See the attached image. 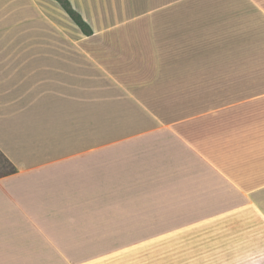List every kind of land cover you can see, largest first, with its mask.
I'll list each match as a JSON object with an SVG mask.
<instances>
[{"label":"crops","instance_id":"1","mask_svg":"<svg viewBox=\"0 0 264 264\" xmlns=\"http://www.w3.org/2000/svg\"><path fill=\"white\" fill-rule=\"evenodd\" d=\"M69 1L0 0V264H264V0Z\"/></svg>","mask_w":264,"mask_h":264},{"label":"trees","instance_id":"2","mask_svg":"<svg viewBox=\"0 0 264 264\" xmlns=\"http://www.w3.org/2000/svg\"><path fill=\"white\" fill-rule=\"evenodd\" d=\"M66 9V11L70 14V16L76 21V23L83 29L84 32L90 33L92 30L90 26L86 23V21L83 19L82 15L74 9L72 4L69 0H58ZM15 170V167L12 166V169L10 172H13Z\"/></svg>","mask_w":264,"mask_h":264},{"label":"rangeland","instance_id":"3","mask_svg":"<svg viewBox=\"0 0 264 264\" xmlns=\"http://www.w3.org/2000/svg\"><path fill=\"white\" fill-rule=\"evenodd\" d=\"M1 163L2 162L0 161V172L3 171V170H5L4 168L1 167ZM109 246H116V245H108V246L102 245L103 248H106V247H109ZM138 262L139 261H137V263ZM134 263H135V261H127V264H134ZM141 264H153V262L152 261H148V260H143V261H141Z\"/></svg>","mask_w":264,"mask_h":264}]
</instances>
